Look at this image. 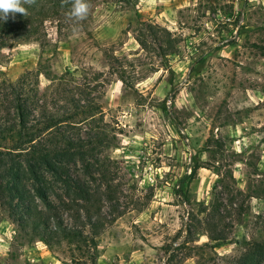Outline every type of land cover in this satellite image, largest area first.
I'll return each mask as SVG.
<instances>
[{
    "label": "rangeland",
    "instance_id": "374dc122",
    "mask_svg": "<svg viewBox=\"0 0 264 264\" xmlns=\"http://www.w3.org/2000/svg\"><path fill=\"white\" fill-rule=\"evenodd\" d=\"M47 32L43 52H0V126L17 113L8 84L23 82L30 123L81 100L103 114L71 135L105 143L91 173L69 165L91 202L46 171L27 184L50 227L58 214L85 241L45 243L0 202V264H238L264 242V0H96Z\"/></svg>",
    "mask_w": 264,
    "mask_h": 264
},
{
    "label": "trees",
    "instance_id": "16d2710c",
    "mask_svg": "<svg viewBox=\"0 0 264 264\" xmlns=\"http://www.w3.org/2000/svg\"><path fill=\"white\" fill-rule=\"evenodd\" d=\"M95 1L90 0V7ZM22 6L26 9L24 15L20 13L9 15L6 22L0 23V52L17 43L32 41L39 42L43 52L48 38L47 24H55L57 30L61 32L63 26L72 21L67 16L70 0H31L23 3ZM149 28L155 30L152 25ZM157 29L162 30L158 27ZM166 33L171 36L167 31ZM139 42L144 46L142 41ZM23 85L22 82L20 88L19 85L8 84V88L15 91L17 113L16 117H11L6 126H0V202L8 204L6 209L13 214L19 213L20 229L31 232L34 237L45 243L51 244L56 237L71 242L85 241L76 228L64 226L58 214L53 215L55 226L50 227L44 219V214L36 206L29 204L28 201L31 200L30 202L33 203L34 200L27 190V184L30 181L42 184L44 179L42 172L46 171L56 175L70 193L76 194L85 202H91L90 190L71 176L69 165L79 160L86 171L91 173L94 164L87 163V160L93 156L97 147L103 146L104 138L102 133L98 132L88 134L86 139H76L70 132L82 122L93 121L103 113L92 103L87 105L82 104L81 100H71L61 114L44 111L36 123H30L32 111L26 106L27 101L22 94ZM56 86L58 92L65 94L62 86ZM42 138H46L44 143L40 142ZM207 142L212 143L213 137ZM220 148L222 149L223 146L220 145ZM207 152L215 159L216 154L212 153L213 151L208 149ZM98 164L103 167L97 160ZM198 168V166L193 168V174L197 173ZM257 175L261 176L263 173ZM102 179L108 183L105 172L102 174ZM248 190H251V186ZM34 192L46 205L49 204L47 188L36 186ZM8 197L9 201L6 203ZM250 197L259 196L253 193ZM14 201L20 204H13ZM261 251H264V242L253 244L238 264H259L256 252Z\"/></svg>",
    "mask_w": 264,
    "mask_h": 264
},
{
    "label": "clouds",
    "instance_id": "9594fccd",
    "mask_svg": "<svg viewBox=\"0 0 264 264\" xmlns=\"http://www.w3.org/2000/svg\"><path fill=\"white\" fill-rule=\"evenodd\" d=\"M31 0H0V23L6 22L9 15L17 13L25 14L26 9L22 6ZM90 12V0H70V9L67 16L74 22L83 21Z\"/></svg>",
    "mask_w": 264,
    "mask_h": 264
}]
</instances>
